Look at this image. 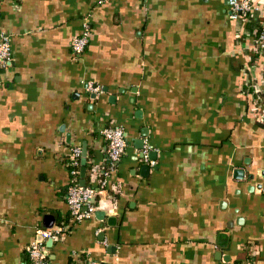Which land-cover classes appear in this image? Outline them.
<instances>
[{
  "label": "crops",
  "instance_id": "crops-1",
  "mask_svg": "<svg viewBox=\"0 0 264 264\" xmlns=\"http://www.w3.org/2000/svg\"><path fill=\"white\" fill-rule=\"evenodd\" d=\"M229 13L228 0H0V264H24L57 226L48 264H264V126L241 75L259 67L239 52L252 25ZM113 125L125 152L75 222L69 155L85 145L96 185Z\"/></svg>",
  "mask_w": 264,
  "mask_h": 264
},
{
  "label": "built area",
  "instance_id": "built-area-1",
  "mask_svg": "<svg viewBox=\"0 0 264 264\" xmlns=\"http://www.w3.org/2000/svg\"><path fill=\"white\" fill-rule=\"evenodd\" d=\"M229 17L237 20L242 25L250 23V28H242L237 33L239 52L248 53L250 62L259 67L258 72L251 74L249 63L241 67V75L244 78V95L248 101V111L251 116L264 126V0H228ZM263 15V16H262ZM90 26L88 22H82L81 33L71 42L74 55L84 52L88 43ZM12 59V48L8 34L0 31V69L6 68ZM106 149V168L96 185L70 184L66 190V203L72 220L79 222L89 218L95 211L92 198L103 192L106 186L105 178L114 170L122 158L127 139L121 126L113 125L101 130ZM81 147L76 145L72 148L68 158V167L71 175L77 173L80 164ZM95 173V170L93 172ZM64 231L63 226L54 229L37 230L38 239H33L27 246V261L24 264H48L47 254L43 241L46 239L56 240ZM86 264H99L89 260ZM237 264H253L251 260H244Z\"/></svg>",
  "mask_w": 264,
  "mask_h": 264
},
{
  "label": "water",
  "instance_id": "water-1",
  "mask_svg": "<svg viewBox=\"0 0 264 264\" xmlns=\"http://www.w3.org/2000/svg\"><path fill=\"white\" fill-rule=\"evenodd\" d=\"M141 142H142V140H141ZM86 161H87V150H86L85 145H83V148L81 150V156H80V170H79V175H80V178L82 179L80 182L81 185H85L84 178H85V170H86ZM239 173H241V172H239ZM49 242L52 243V240L49 239Z\"/></svg>",
  "mask_w": 264,
  "mask_h": 264
},
{
  "label": "trees",
  "instance_id": "trees-1",
  "mask_svg": "<svg viewBox=\"0 0 264 264\" xmlns=\"http://www.w3.org/2000/svg\"><path fill=\"white\" fill-rule=\"evenodd\" d=\"M243 88L244 89H246L245 88V85H243ZM87 168H90V164H87ZM105 168H106V166H105ZM79 169H80V164H79V166H78V168H77V173L73 176V175H71V176H73V180H72V182L70 183V184H75V183H79V179H80V177H79ZM99 177H101V174H100V176ZM73 264V263H72Z\"/></svg>",
  "mask_w": 264,
  "mask_h": 264
}]
</instances>
